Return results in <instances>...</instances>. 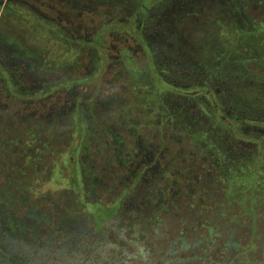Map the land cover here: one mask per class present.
<instances>
[{
  "label": "rangeland",
  "instance_id": "rangeland-1",
  "mask_svg": "<svg viewBox=\"0 0 264 264\" xmlns=\"http://www.w3.org/2000/svg\"><path fill=\"white\" fill-rule=\"evenodd\" d=\"M5 5L0 227L16 220L18 234L29 210H56L52 231L73 219L77 234L87 217L92 237L113 236L106 222L125 195L118 230L127 220L151 243L159 226L164 248L181 227L207 218L215 227L239 223L252 209L264 232V165L256 174L254 159L263 136L252 124L264 123V0H21L11 12ZM135 13L157 63L141 54L126 73L116 32ZM194 211L209 216L201 221Z\"/></svg>",
  "mask_w": 264,
  "mask_h": 264
},
{
  "label": "flooded vegetation",
  "instance_id": "flooded-vegetation-1",
  "mask_svg": "<svg viewBox=\"0 0 264 264\" xmlns=\"http://www.w3.org/2000/svg\"><path fill=\"white\" fill-rule=\"evenodd\" d=\"M18 1L21 0H0V4ZM134 17V22L126 18L125 27L116 32L124 39V46L117 48V53L118 57H122L121 64L126 73L132 72L134 66H136L134 58L141 56V54L150 55L154 59V63H157L155 51L149 47V40L152 36L148 34L149 32L144 27L145 19H142L136 13ZM105 26L104 29L107 30ZM117 42L119 43V41ZM126 42L128 44L134 43L126 48ZM102 47L104 52L106 47L103 45ZM103 55L106 56V53H103ZM146 57L145 55L144 58ZM101 63L102 61L98 60L93 78H96L95 75H99ZM252 124H254V131L260 134L258 136H263L261 141L255 142L258 144L257 155L254 157L255 164L260 165L256 166L257 168L254 165L257 174L264 165V123L256 122ZM77 165L79 167V164ZM254 183L255 181L251 185ZM83 185H85L84 181ZM86 197L85 194L84 198ZM125 200L126 196L123 195L117 201L120 204L115 218L106 222L110 230H115L116 234L113 236L107 234V232H102L99 237H92L88 226L90 221L87 217L85 222L82 221V231L77 232V234H75L77 220L74 221L73 219L60 220L64 226L62 225L61 228L60 226L56 227L58 231H52L50 228L51 215L56 210H53L54 212L29 210L24 217L25 220L21 224L22 226L17 227L18 234L15 232L17 221H5L3 226L0 227V264H126L123 259L126 253L121 252L119 256H113L111 253L114 246L122 245L123 242L120 237L123 229L130 228L133 234L139 235L146 242L147 238L143 237L138 227H129V221L127 220L122 223V227L118 230V224L123 217L124 209L122 206L125 205ZM91 204L98 210L100 203ZM190 208L193 209L194 205L192 204ZM197 212L190 213L200 217L201 221H203V218H201L203 213L209 216V211ZM256 213L252 209L247 219L239 223L231 222L227 226H210L208 221H211V219L207 218L204 224L199 225L198 222V225L190 230L181 227L178 229L173 241L167 243L169 246L166 248H164V245L168 236L162 234L161 227L156 226L153 229L152 242H147L151 264H264V232L262 227L258 226ZM260 222L264 225V217L260 219ZM72 223L73 226H71ZM35 230H38L37 234H34ZM59 232L62 234L60 237L56 236Z\"/></svg>",
  "mask_w": 264,
  "mask_h": 264
},
{
  "label": "clouds",
  "instance_id": "clouds-1",
  "mask_svg": "<svg viewBox=\"0 0 264 264\" xmlns=\"http://www.w3.org/2000/svg\"><path fill=\"white\" fill-rule=\"evenodd\" d=\"M122 245L118 244L111 249L113 256H119L121 252L126 253L123 257L126 264H151L150 251L146 240L139 235L121 236Z\"/></svg>",
  "mask_w": 264,
  "mask_h": 264
},
{
  "label": "trees",
  "instance_id": "trees-1",
  "mask_svg": "<svg viewBox=\"0 0 264 264\" xmlns=\"http://www.w3.org/2000/svg\"><path fill=\"white\" fill-rule=\"evenodd\" d=\"M11 5H13V6H15L16 5V2H9V3H7L5 6H4V11L5 12H11V10H9L8 8H9V6H11ZM49 11H54V12H57L58 11V9H51V10H49ZM62 12H63V10H62ZM74 43H75V41H73ZM71 43V42H70ZM73 151H75V149H73ZM69 160H67L66 161V159H65V162H62V163H64V165H65V168L68 170V172H69V169H73L74 167H75V157H73L72 159H71V157H69L68 158ZM57 169H59V168H57ZM59 171H60V169H59ZM61 174V173H60ZM69 177H70V173H69ZM68 177V178H69ZM67 178V179H68ZM67 179H65V181L67 180ZM60 180H62V176H60ZM53 181H55V180H53ZM58 181V180H57ZM75 183V182H74ZM232 187H231V189H229L231 192H232ZM232 194V193H231ZM230 194V195H231ZM229 195V196H230Z\"/></svg>",
  "mask_w": 264,
  "mask_h": 264
}]
</instances>
